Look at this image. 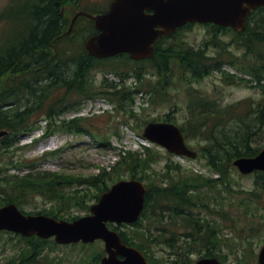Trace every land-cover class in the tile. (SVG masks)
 Listing matches in <instances>:
<instances>
[{
	"label": "trees",
	"instance_id": "16d2710c",
	"mask_svg": "<svg viewBox=\"0 0 264 264\" xmlns=\"http://www.w3.org/2000/svg\"><path fill=\"white\" fill-rule=\"evenodd\" d=\"M81 1L11 0L2 10L1 20L16 21L17 31L14 36L7 37L6 43L0 44V131H9L0 138V155L13 149L21 136L42 127V115L46 121L44 137L63 130L87 133L97 140L107 141L104 132L94 133L91 130L93 125L91 122L88 124L85 117L61 118L60 122L56 121L57 117L80 111L85 99L103 95L136 118L132 109L136 93H151V102H155L159 95L166 101L168 91L178 81L200 82L215 71L224 72V82L233 84L237 72L231 74L226 71L224 67L227 63H231L242 75L238 77L241 81L260 87L264 94V6L250 14L243 32L207 24L211 34H214L213 38H205L201 46H195L183 39V30L193 25L188 23L174 34L159 38L150 58L133 60L126 53L96 58L88 54L85 46H82L84 52L80 54H75L71 47L61 49L57 36L68 28L76 10L93 11L88 6L80 7ZM81 20L87 18L79 17L76 24ZM88 22L93 29L94 24ZM221 33L232 35L230 43L243 51L240 56L220 45L227 44L220 40ZM210 46L217 47V53H211ZM115 59L121 61L114 67ZM59 63L68 67L70 72ZM94 69L113 73L119 81L105 77L100 86H96L91 80ZM146 70L155 74L156 80H149L145 76ZM131 75L138 79L134 88L126 83ZM185 90L188 112L181 127L188 140L205 142L201 148L202 157L219 176L192 171L180 178L162 175L160 179L154 176L146 182V207L141 218L130 225L129 230H122L119 226L114 228L120 230L124 242L143 250L150 264H193L191 256L194 254L215 255L224 261L223 245L230 246L229 242L236 236L241 239L244 232L252 234L255 226L264 229L261 218L236 217L239 212L233 206L237 203L223 201L220 207L212 204V201L235 200L234 197L238 196L237 202H241L238 207L256 215L252 203L253 200H263L264 171L255 172V189L237 190L233 178H230V170L237 157L255 156L261 150L257 139L264 131V95L257 102L249 98L223 106L216 98L193 85ZM163 120L174 121V116L168 113ZM143 149L121 150L119 159L109 167H100L97 173L76 178L60 171L40 170L34 161L28 165L30 171L23 175L9 173L12 166L16 167L11 161L10 167L0 166V200L2 204L16 202L23 209L25 202L36 195H44L55 201L57 206L28 212L45 213L57 218H66L61 213L63 209L86 207L90 210L88 201L92 198L98 200L111 183L123 178L125 170L131 171V177L143 180L151 176L147 170L159 156L151 146L145 145ZM55 153L57 150L50 152ZM173 167L182 168L179 163L167 164L168 170ZM140 172L142 175L138 176ZM146 219H149V224L144 226ZM230 230L231 237L227 236ZM22 238L28 243L25 252H31L29 255L39 253L41 241H47L37 236ZM160 244L172 249L169 258L155 255L154 246Z\"/></svg>",
	"mask_w": 264,
	"mask_h": 264
},
{
	"label": "rangeland",
	"instance_id": "374dc122",
	"mask_svg": "<svg viewBox=\"0 0 264 264\" xmlns=\"http://www.w3.org/2000/svg\"><path fill=\"white\" fill-rule=\"evenodd\" d=\"M110 0H82L79 4L80 7H90L91 9L99 10L107 8ZM11 2V0H0V14L2 10ZM65 9V8H64ZM76 13V12H75ZM90 22L87 20H81L69 34H66L62 41L58 44L61 45V49L65 50L71 47L75 54H80L85 46V41L89 34L94 31H90ZM68 30L67 28L64 31ZM17 31L16 21H3L0 18V44L6 43L7 37L15 35ZM183 39L195 46H201L202 41L205 38H213L210 32V27L207 25L194 24L182 32ZM222 42L227 44H220L228 49H232L239 54L243 53L241 49H238L236 44H231V34L221 33L219 34ZM220 48V46H218ZM217 47L210 46L211 53L216 52ZM120 59H115L113 65L120 63ZM65 71H69V68L64 64L59 63ZM74 65V64H73ZM75 66V65H74ZM226 71L231 74L237 72L236 82L233 84H227L223 80L224 72L215 71L207 76L200 82H187L178 81L176 85L168 91V100L163 101V96L156 97L155 102H151L150 94H137L135 96V104L133 110L136 113V118L130 116V111H123L115 103H109L103 95L93 99L88 98L83 101L82 109L80 111H72L65 113L57 117L58 122L61 118L70 119L74 116L85 117L92 123L94 133L104 132L107 135V141H102L100 138L97 140L93 135L87 133H74L69 131L58 130L53 135L40 138L43 134V130L36 131L32 134H25L21 136L20 140L12 146L13 149L6 151L7 154L0 155V166L10 167L12 169L9 173L21 174L30 171L29 164L34 161L37 168L40 170L60 171L66 173L69 177H84L90 176L99 172L100 167H109L118 158V153L121 150L143 151V145L151 146L155 150L159 160H154L151 164V168L147 170V173L151 176L145 179L146 182L152 180L154 176L161 178L164 175L166 178L174 177L180 178L186 176L188 173L203 172L210 174L211 171L207 164V159L202 157L201 148L205 142H199L197 139H190L189 144L194 149L198 150L200 155L197 158L179 157L176 154L169 152L164 146L158 143H152L147 140L143 133L145 125L149 121L163 120L166 114L171 113L174 116V121L180 125L187 118V100L185 88L189 85H193L202 92L216 98L223 106L230 105L231 103H237L238 101L245 99H252L255 102L259 101L263 97L262 89L258 86L251 85L245 81H241L242 76L236 68L227 63L224 67ZM245 75V74H244ZM108 78H113V73L107 74ZM145 76L149 80H156L157 76L146 70ZM248 76V75H245ZM105 72L102 69H94L91 72V80L96 86H100V83L105 78ZM117 78V76H115ZM118 79V78H117ZM136 77L131 75L126 80L128 85L134 86L138 83ZM130 107H127L128 109ZM45 119L42 115L41 120ZM55 120V119H54ZM44 124L45 121H42ZM39 138L35 143L34 139ZM257 144L264 148V131L257 139ZM43 145V146H42ZM19 148V149H17ZM57 153L49 154V151H55ZM57 154V155H56ZM155 154V155H156ZM182 163L180 169H167V164ZM142 173H138L141 176ZM217 176V174H213ZM233 178V184L237 190H251L256 188L255 174H243L237 167H233L230 170V178ZM123 178H131V171L125 170ZM111 183L110 185H112ZM77 188H84L77 186ZM74 188H71L73 190ZM225 197H229L225 195ZM235 200H219L218 202L212 201V204L221 206V203L225 201L228 204H234L233 207H237L239 212L236 217L241 219H251L252 217L261 218L264 220V194L263 200H253L252 208L255 210V214L251 211H246L243 208H239L241 204L238 196L234 197ZM92 198L88 201V205H91L98 200ZM234 202V203H233ZM2 200H0V207L2 206ZM57 206L55 201L49 200L44 195H36L32 200L25 202L22 207L26 211L39 212L45 208ZM89 210L86 207H73L69 209H63L62 215L66 218L74 216H82L88 214ZM91 212V211H90ZM219 220H221L219 218ZM251 224L249 222H241V224ZM144 226L149 224V219L144 220ZM224 224V222H223ZM114 226V225H113ZM130 225H120L122 230H129ZM156 227L153 226V229ZM145 229V227H143ZM155 231H157L155 229ZM228 232V230L226 229ZM238 233V232H237ZM230 237L233 235L232 230L227 233ZM237 237V236H236ZM235 237V240L230 241V246L223 245L221 252L226 254L228 262L234 264H259L258 251L259 248L264 245V229L255 226V232H244L241 239ZM249 241L252 243L250 244ZM42 247L39 253L35 255H29L31 252H25L28 249V243L22 238L21 235L15 234L12 231H0V264H26L31 259L30 264H98L102 255L105 253V246L103 241H95L91 244L77 243L71 245H63L55 242L54 239H47L46 242L41 241ZM172 249L164 244L154 246L155 255L157 257L164 256L169 258L171 256L170 251ZM256 250V254L254 251ZM246 252V254H244ZM98 256L100 258H98ZM244 256V257H243ZM199 255H192V259H198ZM240 261L238 262V260ZM248 259V260H247ZM243 263H242V262Z\"/></svg>",
	"mask_w": 264,
	"mask_h": 264
},
{
	"label": "water",
	"instance_id": "95a60500",
	"mask_svg": "<svg viewBox=\"0 0 264 264\" xmlns=\"http://www.w3.org/2000/svg\"><path fill=\"white\" fill-rule=\"evenodd\" d=\"M264 0H112L109 11L93 14L79 11L69 31L80 15L95 21L99 33L86 41L88 53L99 58L128 52L133 59L150 57L159 37L174 33L188 22L215 23L238 31L246 28L249 14ZM8 133L0 131V138ZM144 136L170 152L196 157L197 151L186 141L176 123L150 121ZM234 164L243 173L264 170V149L253 157H239ZM146 184L137 178L121 179L102 194L91 207L92 213L73 221L57 219L45 214H26L16 203L0 208V230H10L24 236L34 234L43 238L55 236L59 243L94 242L103 239L107 255L101 264H150L144 252L126 244L109 222L134 223L140 218L146 204ZM264 264V246L259 252ZM196 264H224L217 257H205Z\"/></svg>",
	"mask_w": 264,
	"mask_h": 264
},
{
	"label": "flooded vegetation",
	"instance_id": "af4514ba",
	"mask_svg": "<svg viewBox=\"0 0 264 264\" xmlns=\"http://www.w3.org/2000/svg\"><path fill=\"white\" fill-rule=\"evenodd\" d=\"M110 4H111V0L109 1V6H108V8H107L106 10H104V11H107V10L109 9ZM99 12H103V10H101V11H99Z\"/></svg>",
	"mask_w": 264,
	"mask_h": 264
},
{
	"label": "bare ground",
	"instance_id": "6f19581e",
	"mask_svg": "<svg viewBox=\"0 0 264 264\" xmlns=\"http://www.w3.org/2000/svg\"><path fill=\"white\" fill-rule=\"evenodd\" d=\"M43 146V145H42ZM58 208V207H57Z\"/></svg>",
	"mask_w": 264,
	"mask_h": 264
}]
</instances>
